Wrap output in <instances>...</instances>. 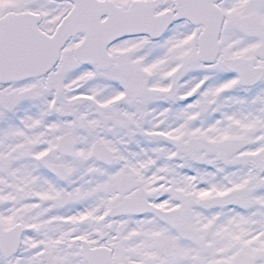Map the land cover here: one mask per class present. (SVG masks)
I'll return each mask as SVG.
<instances>
[{"label":"snow or ice","instance_id":"snow-or-ice-1","mask_svg":"<svg viewBox=\"0 0 264 264\" xmlns=\"http://www.w3.org/2000/svg\"><path fill=\"white\" fill-rule=\"evenodd\" d=\"M0 264H264V0H0Z\"/></svg>","mask_w":264,"mask_h":264}]
</instances>
